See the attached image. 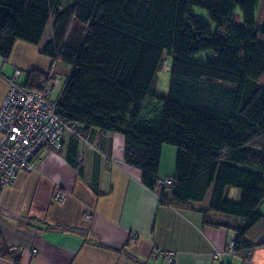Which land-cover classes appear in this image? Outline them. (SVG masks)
Instances as JSON below:
<instances>
[{"label":"trees","instance_id":"trees-1","mask_svg":"<svg viewBox=\"0 0 264 264\" xmlns=\"http://www.w3.org/2000/svg\"><path fill=\"white\" fill-rule=\"evenodd\" d=\"M60 6L61 0H0L2 58L16 40L39 44L54 16L53 39L42 53L73 66L53 100L58 114L79 136L78 124L82 131L122 134L124 161L160 196L162 146H175L170 204L191 207L212 188L209 211L245 219L231 227L230 250L249 263L264 246V0H72ZM192 6L207 11L214 29ZM201 51L216 57L191 58ZM164 62L170 64L168 89L155 93L151 85ZM41 78L49 85V74L30 70L24 85L38 89ZM76 146L72 140V159ZM228 187L240 189L239 201L226 198ZM0 256L17 260L1 234Z\"/></svg>","mask_w":264,"mask_h":264},{"label":"crops","instance_id":"crops-1","mask_svg":"<svg viewBox=\"0 0 264 264\" xmlns=\"http://www.w3.org/2000/svg\"><path fill=\"white\" fill-rule=\"evenodd\" d=\"M71 1L61 0L60 7ZM53 22L51 16L39 44L16 40L7 60L0 54V104L16 69L23 84L36 70L49 74L51 94L58 80L62 91L73 66L42 53L53 39ZM78 127L80 136L65 131L58 148L42 149L33 170L19 171L1 189L0 234L15 247L17 260L0 256V264H264V246L253 250L249 263L232 254L231 227L245 219L209 211L212 188L191 207H175L170 187L160 196L142 184L140 169L124 161L122 134ZM175 153L162 146L159 177L174 176ZM56 192L64 195L62 202L53 199ZM240 197L237 192L234 200ZM259 210L264 215V201ZM154 247L172 251L173 260L154 254Z\"/></svg>","mask_w":264,"mask_h":264},{"label":"built area","instance_id":"built-area-1","mask_svg":"<svg viewBox=\"0 0 264 264\" xmlns=\"http://www.w3.org/2000/svg\"><path fill=\"white\" fill-rule=\"evenodd\" d=\"M21 75L22 71L16 69L7 80V92L0 104L1 189L10 186L19 171L33 170L35 158L42 149L50 146L58 148L65 131L70 130L73 135L79 136L77 130L58 114L50 97L51 87L41 78L38 89H29L21 83ZM172 182V178L160 177L158 185L168 188ZM53 199L62 202L64 195L56 192ZM8 250L15 252L16 249L8 246ZM152 252L168 261L174 257L172 251H163L158 247H154ZM32 253H37V250L33 249Z\"/></svg>","mask_w":264,"mask_h":264},{"label":"rangeland","instance_id":"rangeland-1","mask_svg":"<svg viewBox=\"0 0 264 264\" xmlns=\"http://www.w3.org/2000/svg\"><path fill=\"white\" fill-rule=\"evenodd\" d=\"M191 11L197 18L205 19L204 21L206 23H209L214 29V24L212 21H210L209 15L205 9H203L201 7H197V6H192ZM235 13L240 14V11L238 9H236ZM215 57L216 56L212 51H201V52H198V53L193 54L191 56V58L196 60V61L213 60ZM168 58H169V55H166L165 59L168 60ZM169 65H168V63L164 62L163 65L161 66V68L159 69V71L156 73V76H155L153 83L151 85L153 92L163 93V92L167 91L168 85H169ZM60 89H61L60 80H58V82L56 84H54V87H53V91L51 94L52 100H55L58 97V95L61 91ZM168 146H172V145H168ZM172 148H175L176 153H175V159L173 160L172 166L170 164V168L172 167V169H173V167H174V169H175L177 148L175 146H172ZM226 190H227L226 191V198L229 200H233V201H235L234 199L236 197V193L241 192L240 189H238L236 187H228Z\"/></svg>","mask_w":264,"mask_h":264}]
</instances>
